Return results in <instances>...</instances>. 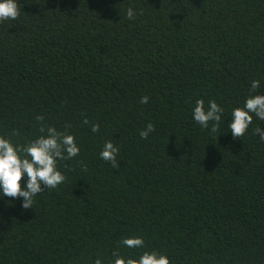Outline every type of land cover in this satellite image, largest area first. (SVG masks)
<instances>
[{
	"label": "trees",
	"instance_id": "1",
	"mask_svg": "<svg viewBox=\"0 0 264 264\" xmlns=\"http://www.w3.org/2000/svg\"><path fill=\"white\" fill-rule=\"evenodd\" d=\"M17 3L19 16L0 22V136L25 146L53 126L80 154L58 163L66 180L32 208L0 199V264L145 252L264 264V121L235 139L227 127L233 108L264 95V0ZM199 99L224 109L217 133L192 119ZM106 141L119 148L116 168L100 159ZM135 237L142 247L121 243Z\"/></svg>",
	"mask_w": 264,
	"mask_h": 264
},
{
	"label": "clouds",
	"instance_id": "2",
	"mask_svg": "<svg viewBox=\"0 0 264 264\" xmlns=\"http://www.w3.org/2000/svg\"><path fill=\"white\" fill-rule=\"evenodd\" d=\"M19 12L17 0H0V22L15 20ZM136 14L132 7L126 10V18L130 21ZM259 87V80L252 81L250 91L254 92ZM140 102L146 104L148 97H143ZM254 117L264 121V95H250L245 99L243 107L232 109L227 123L231 136L234 139L243 137L253 124ZM37 119L43 120V117ZM192 119L201 128L210 129L213 134L217 133L221 123L226 121L224 109L220 105L210 100L206 107L202 99L196 101L192 109ZM84 123L88 121L85 120ZM40 131L42 133L46 131V135L39 136L25 146L14 144L10 139L0 136V199L4 197L22 199L21 206L24 209L32 208L34 198L45 189H55L64 183L66 177L59 170L58 163L62 160H72L80 154V147L74 135L60 132L53 126L46 129L41 127ZM91 131L98 132L99 125H93ZM152 131L154 127L149 123L146 129L139 133L140 137L147 139ZM255 134L264 141V130L257 127ZM118 154L119 148L111 141H106L99 156L116 168L119 166ZM121 243L130 248L142 247L143 239L125 238ZM113 255L116 256L114 264H170L167 256L156 252H145L138 260H125L116 253ZM95 264H102L101 259L97 258Z\"/></svg>",
	"mask_w": 264,
	"mask_h": 264
}]
</instances>
